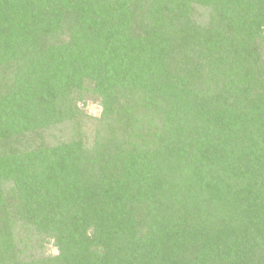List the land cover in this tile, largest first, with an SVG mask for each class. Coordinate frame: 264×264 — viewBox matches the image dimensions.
I'll list each match as a JSON object with an SVG mask.
<instances>
[{"label":"trees","instance_id":"16d2710c","mask_svg":"<svg viewBox=\"0 0 264 264\" xmlns=\"http://www.w3.org/2000/svg\"><path fill=\"white\" fill-rule=\"evenodd\" d=\"M0 264H264V0H0Z\"/></svg>","mask_w":264,"mask_h":264},{"label":"rangeland","instance_id":"374dc122","mask_svg":"<svg viewBox=\"0 0 264 264\" xmlns=\"http://www.w3.org/2000/svg\"><path fill=\"white\" fill-rule=\"evenodd\" d=\"M84 110L91 115L99 116L101 107L98 103H88L84 106ZM47 251L49 253H56V250L53 247H49Z\"/></svg>","mask_w":264,"mask_h":264}]
</instances>
